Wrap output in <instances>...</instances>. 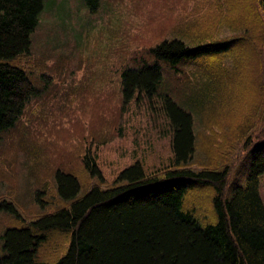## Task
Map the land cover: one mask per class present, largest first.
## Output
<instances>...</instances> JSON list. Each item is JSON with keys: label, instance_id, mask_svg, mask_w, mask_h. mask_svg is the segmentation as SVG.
<instances>
[{"label": "trees", "instance_id": "obj_1", "mask_svg": "<svg viewBox=\"0 0 264 264\" xmlns=\"http://www.w3.org/2000/svg\"><path fill=\"white\" fill-rule=\"evenodd\" d=\"M259 1L264 8V0ZM255 2L245 14L224 17L229 27L242 29L237 35L216 37L221 21L208 29L180 22L173 25L174 35L135 50L130 62L119 68L122 105L152 100L167 118L170 166L152 173L135 161L104 185L88 149L78 158L83 167L76 172L53 167L59 200L51 194L44 169L37 178L38 189L32 191L40 213L26 215L17 201L0 199V208L17 222L0 235V264H264V203L258 190L264 172V55L263 44L259 47L247 31L255 24L263 26ZM42 7L43 0H0V142L22 131L26 107L44 92L18 63L31 50V34ZM245 44L253 48L262 71L251 110L244 93L238 96L231 91L244 80L240 69L220 64L231 50L246 54L241 49ZM198 61L207 65L197 82L204 83L206 93L184 70L186 64ZM184 83L188 89L180 96ZM193 109L210 111L205 124L214 119L221 128L228 125L233 131L224 143L207 133L201 157L196 156ZM254 125L262 127L253 137L249 131L245 137L244 127L249 130ZM239 136L246 148L233 171L229 164ZM89 177L95 179L91 185ZM196 186L213 191L212 223L199 221L198 196H188V189Z\"/></svg>", "mask_w": 264, "mask_h": 264}, {"label": "rangeland", "instance_id": "obj_2", "mask_svg": "<svg viewBox=\"0 0 264 264\" xmlns=\"http://www.w3.org/2000/svg\"><path fill=\"white\" fill-rule=\"evenodd\" d=\"M251 3L252 0H43L38 23L31 34V50L28 55H21L18 63L32 74L44 92L26 107L21 119L22 131L0 142V199L17 201L18 208L26 215L40 213L32 193L38 189V175L45 169L51 194L59 200L53 188V167L76 172L83 167L78 158L88 149L104 177V185L135 161L152 173L169 167L172 151L167 118L152 100H133L122 105L118 70L130 62L135 50L174 35L173 25L180 22L208 29L221 21L216 37L239 34L242 29L229 27L231 23L227 25L224 17L247 13ZM255 3L263 26L255 24L247 31L259 47L263 44L262 56L264 8L259 0ZM241 49L247 53L239 55L231 50L221 57L220 64L233 71L240 69L244 80L231 86V91L238 96L244 93L251 110L262 71L256 65L253 48L245 44ZM202 67L207 65L198 61L186 64L184 70L196 88L206 93V86L202 89L204 83H197L201 81ZM261 69L264 70V65ZM165 77H171L170 71L167 70ZM187 85H182L180 96L188 89ZM176 100L182 102V98ZM191 112L197 157L204 155L201 146L209 134L213 133L217 141L224 143L233 133L230 126L221 128L214 119L205 124L209 110ZM251 127L249 130L248 126L244 127L245 137L248 131L253 137L262 126ZM236 142L233 161L229 162L233 171L246 148L243 136ZM69 164L72 165L68 167ZM247 165L248 160L243 173ZM87 182L91 185L95 179L89 177ZM258 190L264 203V172L259 176ZM196 195L195 207L202 215L199 221L214 222L212 189L208 186L188 189L189 197ZM11 215L7 209L0 208V235L5 228L17 225Z\"/></svg>", "mask_w": 264, "mask_h": 264}]
</instances>
